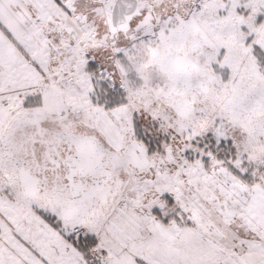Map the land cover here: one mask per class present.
<instances>
[{"label":"snow or ice","instance_id":"snow-or-ice-1","mask_svg":"<svg viewBox=\"0 0 264 264\" xmlns=\"http://www.w3.org/2000/svg\"><path fill=\"white\" fill-rule=\"evenodd\" d=\"M0 264H264V0H0Z\"/></svg>","mask_w":264,"mask_h":264}]
</instances>
